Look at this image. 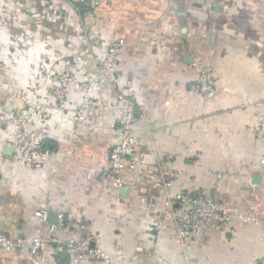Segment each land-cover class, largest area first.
Listing matches in <instances>:
<instances>
[{
  "label": "crops",
  "instance_id": "0c3cea01",
  "mask_svg": "<svg viewBox=\"0 0 264 264\" xmlns=\"http://www.w3.org/2000/svg\"><path fill=\"white\" fill-rule=\"evenodd\" d=\"M22 2L28 12L0 0V231L48 239L61 216L60 239L100 240L105 259L82 264H264V0H100L92 15L76 0ZM112 39L127 46L83 118L73 115L84 91L71 88L63 109L28 125L52 153L32 173L10 143L22 100L52 102L61 72L94 77ZM195 62L211 70L214 96L192 93ZM120 95L135 106L140 162L115 193L105 154L124 117ZM180 189L211 195L233 218L182 245L164 199ZM52 249L0 248V264H71Z\"/></svg>",
  "mask_w": 264,
  "mask_h": 264
},
{
  "label": "built area",
  "instance_id": "2783aa9c",
  "mask_svg": "<svg viewBox=\"0 0 264 264\" xmlns=\"http://www.w3.org/2000/svg\"><path fill=\"white\" fill-rule=\"evenodd\" d=\"M13 1H15L13 5L15 9L28 12V8L22 2L23 0ZM76 1L82 5H87L90 8V15L94 14L100 4V0ZM12 12L13 10H8V13ZM126 46L125 39H112L107 44L101 45L104 57L101 62L95 65L96 75L85 82L65 72L56 74L54 76L56 84L50 89L53 97L52 102L47 103L27 98L22 100L25 106L12 121L13 134L10 143L20 162L29 171L35 173L42 170L45 162L52 154L50 150L43 146L41 136L28 128L32 119L36 115L40 116L41 119H47L50 116L51 109H63L71 88L84 91L81 103L77 106L73 115L75 120L83 118L82 112L88 106L91 94L99 87L102 78H110V72L113 71L120 52ZM194 65L198 67L199 75L192 93L206 97L214 96L216 87L211 70L201 62H195ZM118 99L124 104V117L119 122L117 142L105 154L109 166L106 175L110 178L111 189L115 193L125 187L124 175L136 173L140 162L137 155L139 138L133 127L134 103L127 100L123 95L118 96ZM261 136L264 139V131ZM169 186L170 183L166 182L165 188L168 189ZM164 199L169 205H175L173 213L176 236L184 246L195 239L205 225L216 224L221 228H225L233 218V215L224 208L220 201L200 190L184 191L180 189L173 193L166 190ZM34 215L43 221L47 218L45 210L36 211ZM74 225L85 228V224L81 219L76 220ZM156 226L158 227V222H156ZM62 227H64V220L60 216L57 223L49 225L47 229L50 234L48 239H45L42 235H36L26 240L24 237H11L0 231V248L7 252L27 249L32 256H36L48 246H51L54 253L66 255L71 264H82L90 259L96 261L105 259V253L95 232L88 231L85 236H68L60 239L56 233Z\"/></svg>",
  "mask_w": 264,
  "mask_h": 264
},
{
  "label": "trees",
  "instance_id": "16d2710c",
  "mask_svg": "<svg viewBox=\"0 0 264 264\" xmlns=\"http://www.w3.org/2000/svg\"><path fill=\"white\" fill-rule=\"evenodd\" d=\"M83 9H85L86 11H90V8L87 5H82L80 3H78Z\"/></svg>",
  "mask_w": 264,
  "mask_h": 264
},
{
  "label": "water",
  "instance_id": "95a60500",
  "mask_svg": "<svg viewBox=\"0 0 264 264\" xmlns=\"http://www.w3.org/2000/svg\"><path fill=\"white\" fill-rule=\"evenodd\" d=\"M54 218H55V215L49 214V216H48L49 221H54Z\"/></svg>",
  "mask_w": 264,
  "mask_h": 264
}]
</instances>
